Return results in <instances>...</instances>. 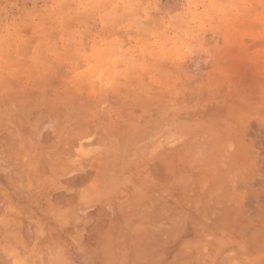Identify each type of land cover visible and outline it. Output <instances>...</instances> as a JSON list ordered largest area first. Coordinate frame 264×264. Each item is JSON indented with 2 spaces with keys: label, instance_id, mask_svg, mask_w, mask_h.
<instances>
[{
  "label": "rangeland",
  "instance_id": "374dc122",
  "mask_svg": "<svg viewBox=\"0 0 264 264\" xmlns=\"http://www.w3.org/2000/svg\"><path fill=\"white\" fill-rule=\"evenodd\" d=\"M116 160L207 264H264V0H0V262L66 240L61 183Z\"/></svg>",
  "mask_w": 264,
  "mask_h": 264
},
{
  "label": "crops",
  "instance_id": "0c3cea01",
  "mask_svg": "<svg viewBox=\"0 0 264 264\" xmlns=\"http://www.w3.org/2000/svg\"><path fill=\"white\" fill-rule=\"evenodd\" d=\"M92 164L71 170L69 181L61 183L72 192L64 212L70 218L67 239L55 242L50 251L49 241H39L34 244L37 255H5L1 264H207L202 248L191 252L179 233L188 229L184 211L151 203L148 165L116 160L109 172ZM82 173L84 180L78 184ZM5 204L0 216L11 215Z\"/></svg>",
  "mask_w": 264,
  "mask_h": 264
}]
</instances>
